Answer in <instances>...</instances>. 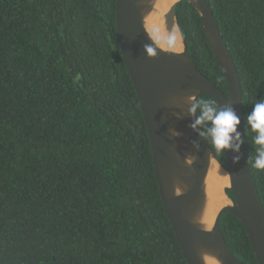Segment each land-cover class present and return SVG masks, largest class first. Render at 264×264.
I'll return each instance as SVG.
<instances>
[{"label": "trees", "instance_id": "obj_1", "mask_svg": "<svg viewBox=\"0 0 264 264\" xmlns=\"http://www.w3.org/2000/svg\"><path fill=\"white\" fill-rule=\"evenodd\" d=\"M208 1L241 80L264 205L247 134L264 99V0ZM177 16L198 69L228 97L199 13L183 0ZM221 227L244 264H259L240 220L225 212ZM0 264H188L119 45L117 0H0Z\"/></svg>", "mask_w": 264, "mask_h": 264}, {"label": "water", "instance_id": "obj_2", "mask_svg": "<svg viewBox=\"0 0 264 264\" xmlns=\"http://www.w3.org/2000/svg\"><path fill=\"white\" fill-rule=\"evenodd\" d=\"M183 0H117L118 40L144 114L159 192L166 215L188 264H244L229 247L221 219L229 212L246 229L254 255L264 264V205L243 137V91L239 73L208 0H186L199 13L211 50L229 87L226 97L199 69L184 41L177 16ZM154 21L169 43L152 35ZM151 48L149 54L147 49ZM207 95L240 119L236 139L219 163L199 115L190 109ZM218 165L229 176L226 203L213 214L211 179ZM230 190L235 200L227 194Z\"/></svg>", "mask_w": 264, "mask_h": 264}, {"label": "clouds", "instance_id": "obj_3", "mask_svg": "<svg viewBox=\"0 0 264 264\" xmlns=\"http://www.w3.org/2000/svg\"><path fill=\"white\" fill-rule=\"evenodd\" d=\"M147 51L149 54L152 53L151 48H148ZM197 109H200V113L195 124H193V128L197 125L205 126V131L201 135L210 136L212 146L218 154L231 147L233 134L236 135L237 140L240 139L239 134H237L240 119L230 106L222 110L213 100L200 98L190 109V112L196 113ZM206 122H211L213 126L210 131L206 127ZM247 124L249 125L247 134H251L256 153L252 167L264 170V99L253 105L252 110L247 115Z\"/></svg>", "mask_w": 264, "mask_h": 264}, {"label": "bare ground", "instance_id": "obj_4", "mask_svg": "<svg viewBox=\"0 0 264 264\" xmlns=\"http://www.w3.org/2000/svg\"><path fill=\"white\" fill-rule=\"evenodd\" d=\"M162 27L157 21H154L152 35L159 44L164 48L169 47V43L162 37ZM229 187V176L218 165L214 166L211 179V194L213 197V214L214 216L220 208L226 203L225 190Z\"/></svg>", "mask_w": 264, "mask_h": 264}]
</instances>
